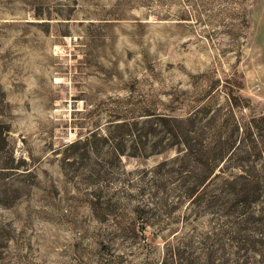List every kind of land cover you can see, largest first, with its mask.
<instances>
[{"label":"rangeland","instance_id":"obj_1","mask_svg":"<svg viewBox=\"0 0 264 264\" xmlns=\"http://www.w3.org/2000/svg\"><path fill=\"white\" fill-rule=\"evenodd\" d=\"M0 264H264V0H0Z\"/></svg>","mask_w":264,"mask_h":264},{"label":"trees","instance_id":"obj_2","mask_svg":"<svg viewBox=\"0 0 264 264\" xmlns=\"http://www.w3.org/2000/svg\"><path fill=\"white\" fill-rule=\"evenodd\" d=\"M184 144H185V152H186L185 156H191L192 155V150H191V153H190L191 147L188 146L186 142ZM233 239L236 240V237H233ZM236 241L238 242V240H236Z\"/></svg>","mask_w":264,"mask_h":264}]
</instances>
